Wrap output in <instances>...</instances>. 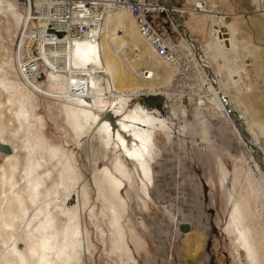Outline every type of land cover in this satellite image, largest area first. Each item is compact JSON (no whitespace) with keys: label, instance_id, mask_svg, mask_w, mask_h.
<instances>
[{"label":"rangeland","instance_id":"obj_1","mask_svg":"<svg viewBox=\"0 0 264 264\" xmlns=\"http://www.w3.org/2000/svg\"><path fill=\"white\" fill-rule=\"evenodd\" d=\"M12 2L16 5L15 17L0 18V65L5 67H8V61L17 67L21 33L31 18L26 6L24 8L18 0ZM207 2L212 12L226 17L220 21L230 25L237 44L236 55L224 56V49L215 38L220 30L228 31L214 27L215 19L209 18V14L193 12L195 6L192 0H175L179 7H174L191 10V13L181 14L193 39L196 37L203 47L212 45L211 52L204 48L207 50L204 53L210 59L208 65L218 75L220 88L234 104L236 102L238 107L235 110L249 118L250 126L259 135L263 151L264 128L258 122H263L264 127V0ZM106 19L110 21L111 32L116 36L112 46L122 50L120 61L130 78H136L135 72L146 73L149 68L158 72L154 84H164L160 91L171 93L169 98L178 111L173 117L177 118L178 125L168 133L153 134L158 149L152 165L154 186L145 187L136 168L127 162L128 179L121 196L126 207L123 226L130 252L137 261L133 263L127 259L128 255L123 257L120 253V256L111 253L110 229L101 216L105 191L101 187L103 195L100 196L97 189L101 172L105 168L113 170L120 153L105 148L96 136L85 139L82 147L76 146L74 136L66 125V107L59 93L60 86L48 67L45 66L38 77L25 75L31 84L33 103L44 120L45 138L67 151L81 182L76 190L80 195H76L75 201L69 204L79 217L84 236L85 246L80 247L76 255L77 264H245L243 253L236 245L234 227L229 223L227 198L231 193L240 199L248 198L251 203L248 223L253 236L260 243V264H264V184L260 172L246 144L229 121L228 112L221 110L216 96L207 91L205 73L181 46L183 40L174 30L167 14L156 20L164 35L177 48L175 60L168 63L162 59L158 61L146 40L135 43L132 38V34L137 33L135 20L130 29L134 31L128 32L117 24L115 12L108 13ZM139 53H144L149 62L138 60L133 68L130 64L134 60L133 54ZM232 58L236 61L233 64ZM18 77L22 83L20 89L23 90L26 78ZM71 82L74 94L79 96L83 92L81 81L72 79ZM129 84L131 81L126 86ZM204 96V100L200 99ZM136 98L128 100L125 114L135 110L138 103L150 108L140 102L142 96ZM197 100H200V109L193 107ZM154 109L164 118H170V113L173 115L167 101L163 110ZM109 115L113 118L107 117L106 121L118 129L116 125L123 116L116 117L111 112ZM8 119L6 117L7 136L4 139L10 143ZM123 135L128 147H133L134 137L130 136L131 133L123 132ZM8 146L12 152L7 154L0 151V167L8 155L18 151L17 144H14V148L10 144ZM252 195L257 196L254 199ZM185 221L193 226L188 233L179 230V224ZM56 222L58 225L61 223L60 219ZM2 250L0 240V256ZM0 264H6L5 258L0 259Z\"/></svg>","mask_w":264,"mask_h":264},{"label":"bare ground","instance_id":"obj_2","mask_svg":"<svg viewBox=\"0 0 264 264\" xmlns=\"http://www.w3.org/2000/svg\"><path fill=\"white\" fill-rule=\"evenodd\" d=\"M18 1L25 8V4ZM192 2L195 6L193 12L209 14L207 15L209 18L215 19L214 27L219 26L228 31L220 30V34L215 38L224 49V56L236 55L237 44L233 32L229 29L230 25L220 21L226 17L212 12L207 0H192ZM161 4L167 10V16L174 30L183 40L181 46L187 50L196 66L205 73V82H208L207 91L216 96L221 110L228 112L227 117L240 139L246 144V149L259 170L264 184L262 158L257 156L256 149L249 142L250 139L256 144L260 148L261 156H264L259 135L250 126L249 118L241 114V111L238 113L235 110L238 107L236 102L234 104L220 88V84L218 85V75L214 74V70L208 65L210 59L204 53L207 50L211 52L212 45L206 44L203 47L197 44L184 25V16L181 13L188 14L191 10L186 7H174L177 6L175 0H165ZM15 6L12 0H0V18L11 15L15 17ZM110 12L116 13L118 25L126 28L128 32L134 31L130 29L136 21L134 22L135 18L129 9L107 10L106 14ZM160 17L156 16V18ZM136 27L137 33L132 34L135 43L146 40L151 46L149 50L153 49L155 57L161 61L158 42L140 33L137 23ZM189 33L191 38L188 37ZM115 41L116 36L111 32L110 21L105 18L103 24L93 28L86 36L70 39L68 44L63 45L62 52H53L56 56L55 60L44 56L42 70L47 66L49 73L60 86L59 93L66 107V125L74 136L76 146L82 147L85 139L96 136L103 142L105 148L120 153L119 161L114 164L113 170L105 168L101 172L100 185L97 189L100 196L103 195L101 187L105 191V205L101 216L110 229L111 253L123 257L128 255L127 259L136 263L133 253L130 252L128 237L123 226L126 207L121 195L125 189V181L128 179L127 162L136 168L145 187L151 184L154 186L152 165L158 149L153 134L168 133L172 128H177V118L173 116L178 111L174 102L170 100L171 97L169 98L171 93L160 91L161 85L164 84H154L158 72L149 68L146 73L135 72L136 78H130L120 61L122 50L118 46H112ZM132 58L134 60L130 64L133 68L138 60L149 62V58L144 56V53L133 54ZM232 59L231 64L236 62L234 58ZM7 66L0 65V151L11 154L9 146L8 151L1 149L3 143L10 144L13 148L14 144H17L19 153L15 150L14 154L8 155L0 167V240L3 247L0 259L5 258L6 264H77L76 255L80 247L85 246L84 236L79 217L73 206L70 207L69 204L75 201L76 195H80L79 190L76 191L81 185L79 176L67 151L61 146L51 144L43 134L44 120L33 103L29 78L25 77V75L36 77V74L21 73L18 65L16 67L12 61H8ZM18 76L26 78L23 90L20 89L22 83ZM72 79L81 81L83 92L79 96L74 94ZM128 81H131V84L126 86ZM144 91L146 93H141ZM148 94L163 95L172 108L173 115L170 113V118H164L154 109L155 107H150L153 109L149 110L150 108L140 103L136 105L135 110L125 114L129 99ZM200 99L204 100L205 96ZM199 101H195L193 105L196 109L201 106ZM110 112L116 117L123 116L116 125L118 129L106 121ZM6 117H9L7 126L10 129L8 135L10 143L4 139L7 136ZM258 123L264 128L263 122ZM240 125L243 126V131ZM123 132H129L130 136L134 137L133 147H128L127 140L122 137ZM96 182L95 179L94 183ZM256 196L252 195L254 199ZM250 204L248 198L240 199L239 196L231 193L227 198L228 217L229 223L234 227L236 245L243 253L245 264H260L261 246L259 247L260 243L253 236L248 223L251 215L248 210ZM57 219L61 221L59 225Z\"/></svg>","mask_w":264,"mask_h":264},{"label":"built area","instance_id":"obj_3","mask_svg":"<svg viewBox=\"0 0 264 264\" xmlns=\"http://www.w3.org/2000/svg\"><path fill=\"white\" fill-rule=\"evenodd\" d=\"M24 4L31 18L21 33L17 57L23 74L41 75L44 56L55 60L53 52H62L70 39L98 28L105 21L107 10L118 8L129 9L139 32L158 42L162 59L175 60L176 45L164 35L156 20V16L167 14L160 0H24Z\"/></svg>","mask_w":264,"mask_h":264},{"label":"water","instance_id":"obj_4","mask_svg":"<svg viewBox=\"0 0 264 264\" xmlns=\"http://www.w3.org/2000/svg\"><path fill=\"white\" fill-rule=\"evenodd\" d=\"M20 1H22L24 3V0H20ZM59 34L61 35V33H59ZM188 37L191 38L190 33L188 34ZM140 102L148 105L149 107H155V108H158L160 110H163L166 99L164 98L163 95H160V94H158V95L148 94V95H143L142 99H140ZM108 118L111 119L113 117L109 115ZM242 128H243V126L240 125V129L243 131ZM249 142L251 145L254 146V148L256 149L257 156L262 158L261 162L264 164V156H261L260 151H259L260 148H258L257 145L254 144L250 139H249ZM7 148H8V145H3L1 147V149L4 151H8ZM179 230L183 233H188L192 230V224L188 221L181 222L179 224Z\"/></svg>","mask_w":264,"mask_h":264},{"label":"crops","instance_id":"obj_5","mask_svg":"<svg viewBox=\"0 0 264 264\" xmlns=\"http://www.w3.org/2000/svg\"><path fill=\"white\" fill-rule=\"evenodd\" d=\"M185 24H186V22H185ZM186 27H187V29L190 31V33L192 34V32H191L190 28L187 26V24H186ZM194 39H195V41L197 42V44H199L197 38L195 37Z\"/></svg>","mask_w":264,"mask_h":264}]
</instances>
